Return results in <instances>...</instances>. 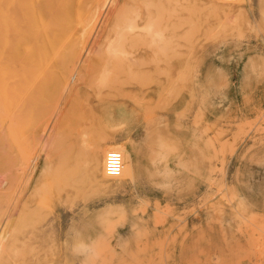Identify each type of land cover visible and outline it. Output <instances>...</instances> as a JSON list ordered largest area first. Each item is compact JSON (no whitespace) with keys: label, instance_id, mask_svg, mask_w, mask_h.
<instances>
[{"label":"rangeland","instance_id":"rangeland-1","mask_svg":"<svg viewBox=\"0 0 264 264\" xmlns=\"http://www.w3.org/2000/svg\"><path fill=\"white\" fill-rule=\"evenodd\" d=\"M71 15L66 39L18 43L50 78L0 102V264H264V0Z\"/></svg>","mask_w":264,"mask_h":264},{"label":"bare ground","instance_id":"bare-ground-1","mask_svg":"<svg viewBox=\"0 0 264 264\" xmlns=\"http://www.w3.org/2000/svg\"><path fill=\"white\" fill-rule=\"evenodd\" d=\"M73 1L74 0H0L1 103L8 102L11 104L13 101H21L24 93L27 89L31 88L30 86L39 74L44 75L46 78H50V73L52 71L51 67L47 65L48 56L45 54V46L39 44L34 54L23 57V59L17 63L16 60L20 59L18 55V43L23 40L37 42L47 40L57 43L58 41L66 39L72 24L71 13ZM11 9H13L14 15L11 14ZM53 47L54 46H52V48ZM59 58L67 59L64 55ZM22 104H24V102ZM22 115L24 117L25 113ZM26 120L24 117L16 121L12 129L15 127L16 131L18 129H23ZM123 163L122 159V166L118 172L119 174L125 171ZM130 164L132 165L131 155ZM18 167L22 168L20 165ZM105 175L107 177L116 176L109 175L106 172Z\"/></svg>","mask_w":264,"mask_h":264},{"label":"built area","instance_id":"built-area-1","mask_svg":"<svg viewBox=\"0 0 264 264\" xmlns=\"http://www.w3.org/2000/svg\"><path fill=\"white\" fill-rule=\"evenodd\" d=\"M122 166L121 153L116 148H108L103 157V169L109 175H117Z\"/></svg>","mask_w":264,"mask_h":264}]
</instances>
